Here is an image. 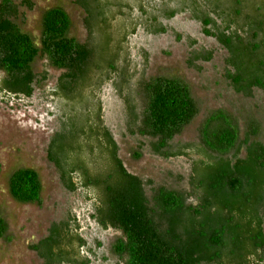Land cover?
Segmentation results:
<instances>
[{
	"label": "trees",
	"instance_id": "trees-1",
	"mask_svg": "<svg viewBox=\"0 0 264 264\" xmlns=\"http://www.w3.org/2000/svg\"><path fill=\"white\" fill-rule=\"evenodd\" d=\"M174 1L158 7L151 0H74L84 13L82 43L69 36L64 10L51 7L41 14L36 46L16 24L18 8L29 4L0 0V92L28 97L44 80L31 69L38 58L60 71L49 91L59 105V130L47 143L46 160L67 192L91 202L95 224L119 234L111 248L117 264H264V146L250 140L257 125L251 122L240 138L235 120L216 111L199 127L197 143L172 147L197 113L187 86L164 77L143 83L140 116L124 95L132 75L129 38L138 30L162 34L161 20L185 12L226 52L231 89L264 95V0ZM107 83L125 102L128 130L153 140V154L189 161L186 193L152 188L124 169L97 97ZM74 107L79 113L73 115ZM7 191L17 203L40 204V182L30 168L13 170ZM5 233L0 217V239ZM86 246L69 216L33 249L47 264H89Z\"/></svg>",
	"mask_w": 264,
	"mask_h": 264
},
{
	"label": "rangeland",
	"instance_id": "rangeland-1",
	"mask_svg": "<svg viewBox=\"0 0 264 264\" xmlns=\"http://www.w3.org/2000/svg\"><path fill=\"white\" fill-rule=\"evenodd\" d=\"M11 1L15 5L21 1L29 4V8H18L22 17L16 24L30 36L34 45L38 46L41 14L51 7H60L67 14L70 37L80 43L86 40L84 13L74 0ZM151 1L158 7L163 1L169 7L175 4L174 0ZM160 24L166 30L164 33L149 34L138 30L128 40L132 75L123 93L135 107V114L140 116L143 108L140 93L143 83L156 77L177 78L187 86L197 113L170 141L172 147L197 143L199 127L216 111L235 120L240 138L246 136L251 122L256 124L259 131L250 140L264 146V95L253 89L250 95L243 96L231 89L225 78L226 52L214 39L202 34L200 24L188 13L176 14L167 21L161 20ZM206 53H211L209 60L200 58ZM31 69L36 76L44 75V80L33 86L28 97L0 92V217L6 225V233L0 239V264H47L33 246L47 236L50 227L69 216L79 224V234L87 245L82 255L89 264H117L111 248L119 234L102 230L95 224L90 217L91 202L77 192H67L54 167L46 160L47 143L59 130V105L49 91L54 88L60 71L50 68L41 58L33 62ZM2 78L0 72V80ZM97 97L103 123L117 146L124 169L142 181H149L152 188L186 193L189 161L183 157L155 155L150 148L153 140L130 132L125 102L113 85H102ZM75 113H79V107H74L72 114ZM17 168H30L37 173L41 186L40 204H20L8 195L7 179ZM144 193L149 197L151 189L144 187Z\"/></svg>",
	"mask_w": 264,
	"mask_h": 264
}]
</instances>
